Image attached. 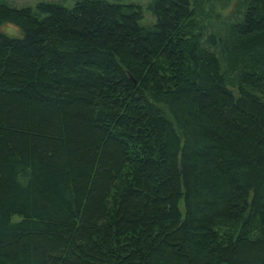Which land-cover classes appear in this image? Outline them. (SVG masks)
<instances>
[{"label": "trees", "instance_id": "1", "mask_svg": "<svg viewBox=\"0 0 264 264\" xmlns=\"http://www.w3.org/2000/svg\"><path fill=\"white\" fill-rule=\"evenodd\" d=\"M72 1L0 0V264H264V0Z\"/></svg>", "mask_w": 264, "mask_h": 264}, {"label": "rangeland", "instance_id": "2", "mask_svg": "<svg viewBox=\"0 0 264 264\" xmlns=\"http://www.w3.org/2000/svg\"><path fill=\"white\" fill-rule=\"evenodd\" d=\"M13 7H21L27 6L33 12H35V5L41 1H53L59 2L66 7H71L73 5L72 0H2ZM149 0H119L121 3H134L140 6L143 18L147 21L151 22L154 20L153 15L147 9V3ZM235 0H207L204 3L200 4L197 7L198 16L205 22L208 23H218L223 16L229 15L231 11H233V4ZM224 3V4H223ZM219 24V23H218ZM0 31L4 34L11 37L20 36L19 29L13 24H3L0 26Z\"/></svg>", "mask_w": 264, "mask_h": 264}]
</instances>
